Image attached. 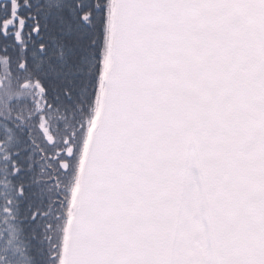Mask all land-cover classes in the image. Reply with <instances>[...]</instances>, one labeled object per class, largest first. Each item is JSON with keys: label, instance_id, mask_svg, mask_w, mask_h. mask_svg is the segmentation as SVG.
<instances>
[{"label": "snow or ice", "instance_id": "1", "mask_svg": "<svg viewBox=\"0 0 264 264\" xmlns=\"http://www.w3.org/2000/svg\"><path fill=\"white\" fill-rule=\"evenodd\" d=\"M0 264H264V0H0Z\"/></svg>", "mask_w": 264, "mask_h": 264}]
</instances>
